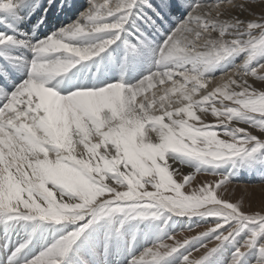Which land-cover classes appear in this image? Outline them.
Here are the masks:
<instances>
[{"label":"snow or ice","instance_id":"obj_1","mask_svg":"<svg viewBox=\"0 0 264 264\" xmlns=\"http://www.w3.org/2000/svg\"><path fill=\"white\" fill-rule=\"evenodd\" d=\"M53 7L0 0V264H264V0Z\"/></svg>","mask_w":264,"mask_h":264},{"label":"bare ground","instance_id":"obj_2","mask_svg":"<svg viewBox=\"0 0 264 264\" xmlns=\"http://www.w3.org/2000/svg\"><path fill=\"white\" fill-rule=\"evenodd\" d=\"M86 0H72V3L74 5V7H72L71 9H58L57 7H53L49 13L47 14V19L45 21V23L43 25L40 26V28L38 29V34L43 36L45 34H47L50 31H53V27L54 26H59L62 24H65L67 22H71L73 19H70V16L72 13H75V11L79 8L82 7V5H84L86 2ZM102 2V0H101ZM151 2L154 5H158L160 0H151ZM60 0H56V4L59 5ZM84 3V4H83ZM41 4L45 5L46 4V0H41ZM183 9H180L179 11L174 10V15L172 17H170V24L171 23H175L176 20H178V17H180L182 15ZM257 13H259L260 9L257 8L256 9ZM42 15L41 10H37V12L35 13V15L32 16L31 20L26 22V27L27 28H31V26L33 24L36 23V21L40 18V16ZM62 15V17H60V19H58V16ZM55 17H57L55 19ZM66 19V22H64ZM239 62V61H237ZM214 75V79H212L211 83L208 85V90H211V88H213L215 86L216 83L219 82V77L221 76V73L219 71H217L216 73L213 74ZM259 84V82H257V85ZM153 91H155V89H153ZM150 94V93H149ZM215 119L213 117L210 116V114L205 118V122L206 123H210L212 122V120ZM202 181H206V180H211L212 178L209 177H201ZM199 179V178H198ZM239 180L237 181V183H234V185L232 187L235 188V190H241L243 191L245 187H243L242 183H238ZM259 187V186H256ZM254 188V187H247L248 190H250V193H257L256 195H253L250 197L251 199V203L253 204V202L256 205V207H254V209H259V207H261V204H264V190H262L261 187L259 188ZM244 192V191H243ZM242 192H238V194H235L231 199L233 202H235L236 199H239ZM247 194V193H246ZM247 196V195H246ZM246 200L248 199V197H245ZM246 211L248 210L247 207L245 209ZM188 223L187 220H184L183 223H178L174 228L169 229V234L174 236V239L172 240H168L166 239L164 242L167 244H174L175 242H181L183 241L185 238L190 237L191 235L201 232L203 231L202 229H204L201 225V221H197V223H199L201 225V227H197L196 229L194 228V230H187L185 225ZM211 245V244H208ZM212 247V246H209ZM195 258V257H194ZM0 259H2V256H0Z\"/></svg>","mask_w":264,"mask_h":264},{"label":"rangeland","instance_id":"obj_3","mask_svg":"<svg viewBox=\"0 0 264 264\" xmlns=\"http://www.w3.org/2000/svg\"><path fill=\"white\" fill-rule=\"evenodd\" d=\"M86 3L84 4V5H82V7H79L76 11H75V13H72L71 14V16H70V19H75L78 15H79V11H84V10H86V8H87V0L85 1ZM183 12V11H182ZM60 17H62V15H59L58 16V19H60ZM57 17H55V19H56ZM180 17H178V19H179ZM65 21H66V19H65ZM64 21V22H65ZM216 123V121H215V119H213L212 120V122H210L209 124H215ZM201 177H204V176H200L199 177V179H198V182H203L202 180H200V179H202ZM206 177H209V178H212L211 176H206ZM213 179V178H212ZM239 180V182L238 183H242V185H243V187H256V186H259V187H261L260 185H259V178H258V176H252V175H248V174H242V175H240V176H238L236 179H235V181H234V183H237V181ZM259 187H256V188H259ZM244 191V190H243ZM243 191H239V190H235V194H238V192H242V194H244L245 195V197H248V194H246L245 192H243ZM248 191H250V190H248ZM257 193H251V196H253V195H256ZM239 195H241V194H239ZM247 195V196H246ZM248 199H249V197H248ZM256 205L257 204H255L254 202H253V204H252V207L254 208V207H256ZM261 206H262V204H261ZM201 225H202V227L204 228V229H202L203 231L205 230V227H204V225H205V222L204 221H201ZM201 227V226H200ZM199 227V228H200ZM195 229L197 228V227H194ZM194 228H193V230H194ZM202 232V231H201ZM199 233V232H198ZM198 233H196V235L198 234ZM192 236H195V234H193V235H191L190 237H192ZM190 237H188V238H190ZM166 240V239H165ZM181 242H183V241H181ZM143 244H144V242H143V240L141 239V241H140V249L142 250V246H143ZM208 244H211V245H208V247L209 246H214V244L213 243H208ZM210 248V247H209ZM181 251H183V250H181ZM203 254V249H200L199 251H196V250H192L191 251V255L189 256V259H198L201 255ZM195 257V258H194Z\"/></svg>","mask_w":264,"mask_h":264}]
</instances>
